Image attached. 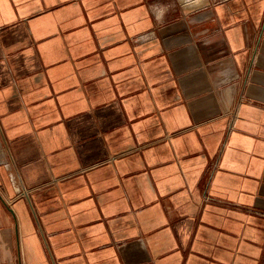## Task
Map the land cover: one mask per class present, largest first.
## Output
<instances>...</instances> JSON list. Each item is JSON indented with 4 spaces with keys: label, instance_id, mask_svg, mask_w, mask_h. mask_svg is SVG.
<instances>
[{
    "label": "crops",
    "instance_id": "1",
    "mask_svg": "<svg viewBox=\"0 0 264 264\" xmlns=\"http://www.w3.org/2000/svg\"><path fill=\"white\" fill-rule=\"evenodd\" d=\"M0 264H264V0H0Z\"/></svg>",
    "mask_w": 264,
    "mask_h": 264
}]
</instances>
